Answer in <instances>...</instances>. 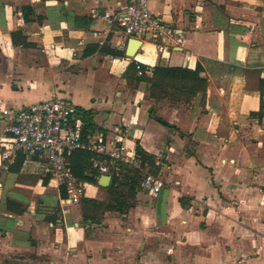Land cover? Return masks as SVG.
<instances>
[{"label": "crops", "instance_id": "1", "mask_svg": "<svg viewBox=\"0 0 264 264\" xmlns=\"http://www.w3.org/2000/svg\"><path fill=\"white\" fill-rule=\"evenodd\" d=\"M126 3L0 0V125L67 96L84 136L139 145L158 165L126 212L85 221L39 157L0 160V264H264V0H148L181 42L161 54L144 40L133 57L103 17ZM17 30L29 45L13 42ZM135 61L199 67L206 89L152 98L130 79ZM99 176L79 180L81 197L107 199Z\"/></svg>", "mask_w": 264, "mask_h": 264}, {"label": "built area", "instance_id": "2", "mask_svg": "<svg viewBox=\"0 0 264 264\" xmlns=\"http://www.w3.org/2000/svg\"><path fill=\"white\" fill-rule=\"evenodd\" d=\"M103 17L111 25L119 22L121 33L127 38L152 42L161 54L181 42L175 27L151 12L148 0H127L121 14L104 11ZM135 63L139 69L140 63ZM150 69L146 67L145 71ZM76 113L72 98L55 96L18 109L0 125V160L11 162L18 153L39 157L57 183L65 187L64 200L71 203H78L83 194V186L70 168L72 152L84 150L100 155L91 162L98 175H117L125 164L138 165L134 153L123 147L109 148L101 135L83 136ZM154 184V176L146 173L142 185L150 188Z\"/></svg>", "mask_w": 264, "mask_h": 264}, {"label": "trees", "instance_id": "3", "mask_svg": "<svg viewBox=\"0 0 264 264\" xmlns=\"http://www.w3.org/2000/svg\"><path fill=\"white\" fill-rule=\"evenodd\" d=\"M21 16L24 20L33 13V7L24 5L20 8ZM17 36H21L19 30L12 33L13 42L17 43ZM20 43L29 45L25 42V38L21 36ZM112 52V51H111ZM114 53V52H113ZM145 66L139 64V69L135 62H131L128 71H132L134 81L146 80L150 83L149 95L152 98H160L162 96L176 97L187 94L194 95L197 91H205L206 80L199 76V67L194 69L183 68L178 66H161L152 67V75H145ZM139 73L138 75L136 73ZM84 128L82 130V135ZM135 156L138 165L125 164L120 172L111 176V181L105 187L107 193L106 200H97L94 198L81 197L80 208L83 220L96 221L99 212L106 210H114L119 213L126 212L134 204L136 194L142 190L141 181L146 172L156 174L158 165L155 164V157L142 149L139 145L136 147ZM25 156L18 153L15 160H22ZM19 158V159H18ZM93 158H101L96 153L77 150L69 155L70 168L77 180L97 182V172L91 167ZM59 193L61 197H66L67 193L64 186H60ZM8 209H13L11 202L7 203ZM18 211H22V207L18 205Z\"/></svg>", "mask_w": 264, "mask_h": 264}, {"label": "water", "instance_id": "4", "mask_svg": "<svg viewBox=\"0 0 264 264\" xmlns=\"http://www.w3.org/2000/svg\"><path fill=\"white\" fill-rule=\"evenodd\" d=\"M142 44L141 40L130 38L128 47L126 49V56L133 57L138 51L140 45ZM111 176L107 174H103L98 178V184L103 187H107L110 183Z\"/></svg>", "mask_w": 264, "mask_h": 264}, {"label": "rangeland", "instance_id": "5", "mask_svg": "<svg viewBox=\"0 0 264 264\" xmlns=\"http://www.w3.org/2000/svg\"><path fill=\"white\" fill-rule=\"evenodd\" d=\"M104 196H105V193L103 192ZM98 195V194H97Z\"/></svg>", "mask_w": 264, "mask_h": 264}]
</instances>
